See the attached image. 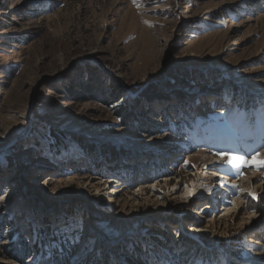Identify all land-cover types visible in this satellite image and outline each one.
<instances>
[{
  "label": "rangeland",
  "instance_id": "obj_1",
  "mask_svg": "<svg viewBox=\"0 0 264 264\" xmlns=\"http://www.w3.org/2000/svg\"><path fill=\"white\" fill-rule=\"evenodd\" d=\"M89 69L123 98L181 73L217 78L220 94L175 87L195 103L154 102L147 120L167 129L141 133L78 96ZM262 150L264 0H0V244L25 264L72 247L70 264H128L134 245L144 264H209L180 237L215 251L212 264H264Z\"/></svg>",
  "mask_w": 264,
  "mask_h": 264
},
{
  "label": "trees",
  "instance_id": "obj_2",
  "mask_svg": "<svg viewBox=\"0 0 264 264\" xmlns=\"http://www.w3.org/2000/svg\"><path fill=\"white\" fill-rule=\"evenodd\" d=\"M193 76L194 74L181 73L177 76L175 81L164 84L163 88H153L148 93L144 91L143 93H139L135 98H123L125 92L119 81H111L108 78L99 76L96 70L89 69L87 74L79 77L76 83V88L79 90L78 96L82 99H84L85 97H89L104 105H110L111 107L115 106V116L119 119L123 127L141 133L146 132L148 134H157L160 130L162 131L164 129H167V126L166 124L160 125L156 122H150L149 118V120H147V117L154 118L151 115V106L154 102L165 101L168 103L171 100H177V104L181 105L182 107H187V105H193L195 103L194 96H191L188 92L174 90L173 88L189 85L190 81H196L200 85L207 84L211 86L212 92L219 96V84L215 82L217 78L213 77L214 79H211L212 81H210L207 80V77L204 76H197V78H194ZM53 137L55 138L56 136ZM53 141L54 140H51L50 144L54 142V146L60 144L59 140L54 142ZM69 141H71L70 143L72 145L77 144L86 152H92L94 150L92 145L88 146L86 144H83V142L79 139L70 138ZM47 149L51 148L48 147ZM104 155L109 157V162H112L113 164L116 163V161H114L113 159L115 158V156H117V152L109 151ZM150 233L151 237H153L154 239V243H156L157 246H163L161 237H164V232H161L159 227H154L150 230ZM159 234L161 237L158 236ZM177 242L178 244L176 246H180L182 249H184L185 251L183 252L188 254L190 258H196L209 264H212L215 261L213 260V257H215V259L217 258V255H215V251L207 252L206 250H201V247H199V245L195 244V242L189 239L180 237ZM168 246L172 247L173 245L170 242L168 243ZM61 247L64 251V247ZM0 251L1 257L6 260H17L21 258L20 263L25 264V262L30 259L24 249H17V247L11 244H0ZM74 251L75 248L72 247L71 249L67 250V252L62 257H60V255L57 253H55L54 256L53 253L54 257L52 256L51 259L47 260V264H70L69 258L74 254ZM133 251L134 252L125 250L120 253L124 257V259L127 260L128 264H144V260L142 257V247L134 245ZM145 255H147V253ZM207 257L210 258V260ZM167 259L172 260V258Z\"/></svg>",
  "mask_w": 264,
  "mask_h": 264
},
{
  "label": "bare ground",
  "instance_id": "obj_3",
  "mask_svg": "<svg viewBox=\"0 0 264 264\" xmlns=\"http://www.w3.org/2000/svg\"><path fill=\"white\" fill-rule=\"evenodd\" d=\"M258 1H261V0H258ZM261 152H262V153H261L260 157L263 159V158H264V152H263V150H262ZM238 157H239V156H238ZM253 157H254V156H253ZM257 158H258V157H257ZM228 160H229V159H228ZM232 164H233V163H232ZM236 164H237V166H238V165H241L240 161H236ZM244 165H245V164H244ZM167 182H168V180H166V182H165L166 185H168ZM197 183H198V181H192V182H191V185H192V186H191V187H192V188H191V191H193V192L195 191L196 186H197V185H196ZM202 186H203V185H201V187H197V190H198V189H201L200 194H203V193H202V192H203V191H202ZM263 187H264V185H263ZM257 188H260V190H262V186L257 187ZM212 196H213V197L210 198L211 200H217L218 198H219V199L221 198V197L219 196L218 192H217L216 194H213ZM206 208H207V205L203 206V209H206Z\"/></svg>",
  "mask_w": 264,
  "mask_h": 264
},
{
  "label": "snow or ice",
  "instance_id": "obj_4",
  "mask_svg": "<svg viewBox=\"0 0 264 264\" xmlns=\"http://www.w3.org/2000/svg\"><path fill=\"white\" fill-rule=\"evenodd\" d=\"M218 155H224V154H218ZM236 161H240V162H245L246 163V161L244 160V158H242V157H237V156H232L230 159H229V163H234V162H236ZM45 183H47V182H45Z\"/></svg>",
  "mask_w": 264,
  "mask_h": 264
}]
</instances>
